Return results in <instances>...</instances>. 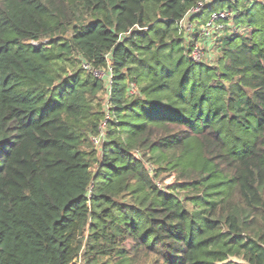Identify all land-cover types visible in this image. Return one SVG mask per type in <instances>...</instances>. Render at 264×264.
<instances>
[{"label":"trees","instance_id":"trees-1","mask_svg":"<svg viewBox=\"0 0 264 264\" xmlns=\"http://www.w3.org/2000/svg\"><path fill=\"white\" fill-rule=\"evenodd\" d=\"M74 258L264 264L263 0H0V264Z\"/></svg>","mask_w":264,"mask_h":264},{"label":"built area","instance_id":"built-area-1","mask_svg":"<svg viewBox=\"0 0 264 264\" xmlns=\"http://www.w3.org/2000/svg\"><path fill=\"white\" fill-rule=\"evenodd\" d=\"M202 5H203L202 2H198L193 8L187 11V15L198 12L201 9ZM230 15H231L230 11L225 10V9L212 13L209 19L207 20V22L202 26L201 31L204 34V36L206 38L207 37L210 38L211 40H214L217 35L219 36L220 33L223 32L225 28V25L221 21L229 18ZM190 55L194 61H199L203 59L204 58V46L200 45L199 43H196ZM83 67L88 68V65L83 64ZM94 73L99 76L102 75V72L94 71ZM109 77L110 75H108V78ZM133 91H134V86L131 85L130 92H133ZM103 128H104V123H102L101 125L99 134L91 136V141L94 144H99L100 141L102 140Z\"/></svg>","mask_w":264,"mask_h":264},{"label":"rangeland","instance_id":"rangeland-1","mask_svg":"<svg viewBox=\"0 0 264 264\" xmlns=\"http://www.w3.org/2000/svg\"><path fill=\"white\" fill-rule=\"evenodd\" d=\"M264 1V0H263ZM205 17L206 16H202V18L199 20V21H201V20H203V19H205ZM225 23H226V25H227V27H234L233 25H234V22H233V19H232V17H229V18H227L226 19V21H225ZM183 27H184V29H186V30H189V28L191 29L192 28V26L193 25H189V24H187V22L185 21L184 23H183ZM226 28V27H225ZM200 45H202V46H206V45H204L205 43H202V42H198ZM208 44H209V46H207L205 49H207L208 50V52H207V55L206 56H204V58L203 59H205V61H207V62H210V63H214L215 61H214V58H215V56H216V54H215V50H214V46H213V40H211V43H210V41L208 42ZM207 44V45H208ZM69 70V69H68ZM171 180V178L169 177L165 182H169ZM73 262H77L78 264H81V261L78 259V258H74L73 259V261L70 263V264H73Z\"/></svg>","mask_w":264,"mask_h":264}]
</instances>
